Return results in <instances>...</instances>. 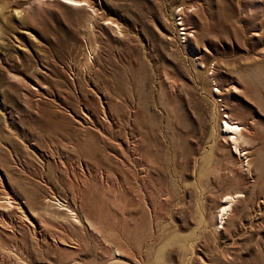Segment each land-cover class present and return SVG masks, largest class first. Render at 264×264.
Masks as SVG:
<instances>
[{"label":"rangeland","instance_id":"374dc122","mask_svg":"<svg viewBox=\"0 0 264 264\" xmlns=\"http://www.w3.org/2000/svg\"><path fill=\"white\" fill-rule=\"evenodd\" d=\"M0 255L264 264V0H0Z\"/></svg>","mask_w":264,"mask_h":264},{"label":"bare ground","instance_id":"6f19581e","mask_svg":"<svg viewBox=\"0 0 264 264\" xmlns=\"http://www.w3.org/2000/svg\"><path fill=\"white\" fill-rule=\"evenodd\" d=\"M225 129H226V131L229 134V138L231 139L230 140L231 141V144H233V146L235 147V149L237 151V137L239 136V133H241V131H242L241 130V127L238 125V123L230 121L229 123L228 122H225ZM238 145H239V143H238ZM238 153H240V152H238ZM244 154L246 155V153H244ZM231 197L230 196H227L226 197V200L224 202L225 204L221 206V210L219 211V214H220V218H219L220 223H223L224 217L227 214L229 208L231 207L230 203H231V201H233V196H231ZM2 257H3V255L1 256V258ZM6 258L7 257H5V255H4V259H6Z\"/></svg>","mask_w":264,"mask_h":264},{"label":"built area","instance_id":"2783aa9c","mask_svg":"<svg viewBox=\"0 0 264 264\" xmlns=\"http://www.w3.org/2000/svg\"><path fill=\"white\" fill-rule=\"evenodd\" d=\"M224 119H226V120H227V117H226V115H225Z\"/></svg>","mask_w":264,"mask_h":264}]
</instances>
